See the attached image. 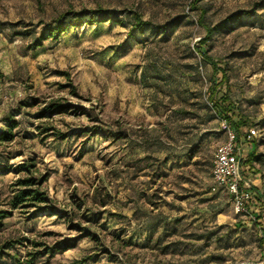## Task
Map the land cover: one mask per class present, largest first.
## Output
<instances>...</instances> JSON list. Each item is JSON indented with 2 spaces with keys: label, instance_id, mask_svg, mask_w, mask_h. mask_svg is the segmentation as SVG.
<instances>
[{
  "label": "rangeland",
  "instance_id": "obj_1",
  "mask_svg": "<svg viewBox=\"0 0 264 264\" xmlns=\"http://www.w3.org/2000/svg\"><path fill=\"white\" fill-rule=\"evenodd\" d=\"M192 1L0 0V137L18 121L14 139L0 140V208L12 210L25 177L49 200L3 221L0 264H262L264 226L212 191L227 136L209 104L222 72L208 61L227 68L229 96L258 131L248 142L242 130L239 145L244 169L251 149L258 157L248 166L264 200V0H203L209 25L244 16L201 53ZM98 6L108 22L38 46L52 20Z\"/></svg>",
  "mask_w": 264,
  "mask_h": 264
},
{
  "label": "trees",
  "instance_id": "obj_2",
  "mask_svg": "<svg viewBox=\"0 0 264 264\" xmlns=\"http://www.w3.org/2000/svg\"><path fill=\"white\" fill-rule=\"evenodd\" d=\"M203 0H193L190 3V10L191 11H199L200 18L199 23L201 26L204 27L206 34L203 39L200 40V45L198 48H195L197 52H203L201 48L208 44L214 37L215 34L224 31L226 28L229 27L231 23H236L244 15L241 14H234L228 17L225 21L218 23L216 25H209L205 22V15H206V8L201 5ZM250 14V13H248ZM112 13L100 6L95 9L87 10L82 9L79 12L75 11H68L66 13L61 14L56 19L52 20L50 23L46 25V30L36 39L38 46H41L43 41L45 40H58L70 27L76 28L82 26L84 24L95 25L100 23H105L110 20ZM132 20V28L135 30H142L146 25V22L143 21V18L137 12H132L131 15ZM177 23H172L171 27H175ZM166 31V27H162ZM206 56V53H202ZM213 67L215 72H222V78L218 82H214L213 85L210 87L209 93V104L211 108L215 111L216 116L221 119H226L229 124L235 129L238 133V144L240 141L239 134H241L242 130H248L252 124H249L248 121L242 116L239 111V108L235 105L232 101L230 95V89L227 84L229 82V77L227 75V68L222 67V65L216 63L215 61H208ZM2 77L0 73V78ZM226 86V87H225ZM46 109L56 110V113H63L66 112L67 109L59 105L57 103L50 104ZM18 126V121L16 120H9L8 121V130L4 132L0 140L3 141H12L14 139L13 130ZM214 160V159H213ZM258 160V157L252 153L250 154V158L246 160L245 163L251 165L253 161ZM33 167L32 164H19L16 166V170L19 172H30L31 168ZM213 168V162H212ZM1 175V169H0ZM40 185L38 179H33L32 177H25L23 179H19L16 183L17 188L14 191V194L9 201V206L12 210L19 209V208H37L36 212H43L48 209L46 204L49 202L46 193L42 192L38 187ZM36 186V187H35ZM223 192L218 191L216 193ZM225 193V192H223ZM226 194V193H225ZM228 195V194H227ZM229 196V195H228ZM230 198V197H229ZM260 202V200H258ZM263 204L262 208H260V216H258V220L251 219V222L256 223H264V200L261 201ZM45 205L44 207H42ZM1 206V205H0ZM255 207V208H254ZM251 208V213L254 215L256 213V207ZM254 208V209H253ZM10 210H2L0 208V226H2L3 221L6 218L12 216L13 211ZM263 220V221H261ZM248 222V223H249ZM156 225L153 227H149L147 233L152 235V233L156 230ZM12 244L7 245V247H12ZM28 264H33V261H29Z\"/></svg>",
  "mask_w": 264,
  "mask_h": 264
},
{
  "label": "built area",
  "instance_id": "obj_3",
  "mask_svg": "<svg viewBox=\"0 0 264 264\" xmlns=\"http://www.w3.org/2000/svg\"><path fill=\"white\" fill-rule=\"evenodd\" d=\"M220 124L226 133L227 140L220 144L215 152L212 168V191H223L229 195L234 210L238 214L249 215L252 219V206L257 202L256 195L251 189V183L243 176L242 147L238 144V133L226 119ZM258 136L256 127H250L245 139L253 141ZM262 264H264V253Z\"/></svg>",
  "mask_w": 264,
  "mask_h": 264
},
{
  "label": "crops",
  "instance_id": "obj_4",
  "mask_svg": "<svg viewBox=\"0 0 264 264\" xmlns=\"http://www.w3.org/2000/svg\"><path fill=\"white\" fill-rule=\"evenodd\" d=\"M240 146L242 147L243 154L246 155L247 148L244 145H240ZM252 148H253V145H252ZM253 151H254V149H251V151H249V155L252 154V153H254ZM245 165H247V166L244 169L243 164H242L243 176H244V178H246V179H248L250 181V183H251V189H252V191L256 195V201L257 202L252 206V207H254L255 205L258 206L255 209L256 210V213H255L256 217H255V215H253V217H254L253 219H256L261 214L260 213L261 211H260V206H259V201L258 200L262 201V199H261V194H262V180H261L260 177H258L259 174H257V175L253 174V169H252L251 166H248V163H245ZM261 221H263V220H261ZM262 225L264 226V223H262Z\"/></svg>",
  "mask_w": 264,
  "mask_h": 264
}]
</instances>
